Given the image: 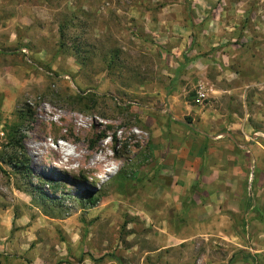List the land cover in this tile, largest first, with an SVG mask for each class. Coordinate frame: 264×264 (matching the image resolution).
Returning a JSON list of instances; mask_svg holds the SVG:
<instances>
[{"label": "rangeland", "instance_id": "rangeland-1", "mask_svg": "<svg viewBox=\"0 0 264 264\" xmlns=\"http://www.w3.org/2000/svg\"><path fill=\"white\" fill-rule=\"evenodd\" d=\"M170 105L264 140V0H0V264H264L155 213Z\"/></svg>", "mask_w": 264, "mask_h": 264}, {"label": "crops", "instance_id": "crops-1", "mask_svg": "<svg viewBox=\"0 0 264 264\" xmlns=\"http://www.w3.org/2000/svg\"><path fill=\"white\" fill-rule=\"evenodd\" d=\"M189 108L180 116L170 105L176 127L166 132L174 137L157 171L155 213L173 208L176 245L197 238L205 248L231 243L247 255L264 253V140L255 134L247 142L239 125Z\"/></svg>", "mask_w": 264, "mask_h": 264}, {"label": "bare ground", "instance_id": "bare-ground-1", "mask_svg": "<svg viewBox=\"0 0 264 264\" xmlns=\"http://www.w3.org/2000/svg\"><path fill=\"white\" fill-rule=\"evenodd\" d=\"M46 115V114H45ZM47 118H48V116H47ZM46 126H47V124H46ZM41 135V134H40ZM60 154V153H59ZM59 161H60V163H61V165H62V169H61V171H65V172H68L69 174H73V173H75V171L73 170V168L71 167V164H70V158L67 160V162H64V161H62L61 160V158H60V156H57L56 157ZM55 158V159H56ZM108 157L106 156L105 158H104V160H98V159H95L94 160V164L92 165V166H88L87 168H86V165L83 167V165H79L78 166V168H77V172L79 173V172H82V171H90V172H97L98 170L100 171L101 169H103L102 167H103V164L104 163H106L105 162V160L107 159ZM62 161V162H61Z\"/></svg>", "mask_w": 264, "mask_h": 264}, {"label": "trees", "instance_id": "trees-1", "mask_svg": "<svg viewBox=\"0 0 264 264\" xmlns=\"http://www.w3.org/2000/svg\"><path fill=\"white\" fill-rule=\"evenodd\" d=\"M19 138H21V137H19ZM16 139V141H15V144H16V146H17V144H19V142H20V140L21 139ZM19 146V145H18ZM17 170L18 169H20V170H22L23 169V171H26V172H29V170H28V167L25 165V163L22 161V162H20L18 165H17V167H15ZM21 173V172H20ZM31 185V184H30ZM31 187V186H30ZM39 196L42 198V199H47L48 197H49V195L48 194H46V193H44V192H41L40 194H39ZM90 202H91V205H93V204H95V201L94 200H90Z\"/></svg>", "mask_w": 264, "mask_h": 264}, {"label": "built area", "instance_id": "built-area-1", "mask_svg": "<svg viewBox=\"0 0 264 264\" xmlns=\"http://www.w3.org/2000/svg\"><path fill=\"white\" fill-rule=\"evenodd\" d=\"M200 97H202L203 96V94L202 93H200V95H199Z\"/></svg>", "mask_w": 264, "mask_h": 264}]
</instances>
